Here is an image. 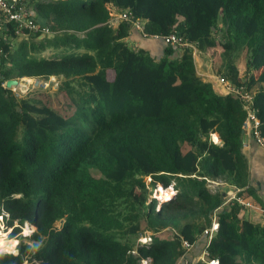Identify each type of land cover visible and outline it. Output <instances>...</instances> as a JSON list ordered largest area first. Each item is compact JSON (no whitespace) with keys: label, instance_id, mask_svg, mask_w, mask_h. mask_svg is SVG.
Here are the masks:
<instances>
[{"label":"trees","instance_id":"obj_1","mask_svg":"<svg viewBox=\"0 0 264 264\" xmlns=\"http://www.w3.org/2000/svg\"><path fill=\"white\" fill-rule=\"evenodd\" d=\"M31 1L52 34L30 50L0 43L9 53L0 63V216L12 235L32 228L27 222L36 230L0 264H176L188 253L183 242L206 239L215 215L209 257L264 264V224L207 186L221 179L241 188L242 201L258 200L241 151L246 110L201 78L192 48L149 36L177 33L200 51L221 46L217 73L251 91L264 137V0ZM109 4L144 19L147 35L129 21L114 27ZM237 38L250 53L246 77L232 60ZM47 49L49 57L32 54ZM51 76L64 79L72 103L64 114L2 85ZM159 184L175 194L148 203ZM143 220L149 244L135 243Z\"/></svg>","mask_w":264,"mask_h":264},{"label":"built area","instance_id":"obj_2","mask_svg":"<svg viewBox=\"0 0 264 264\" xmlns=\"http://www.w3.org/2000/svg\"><path fill=\"white\" fill-rule=\"evenodd\" d=\"M30 0H0V43L7 44L11 47V40L17 38L18 36L22 38H28L31 36L43 38L52 34V30L48 24L41 23L36 19V13L34 12V8L32 4H29ZM113 7V6H112ZM111 18L110 22L114 27H117L122 21H129L131 25L145 36L147 33L145 32V20L141 18L134 17L131 13L122 11L117 14H113L111 12V8L109 6ZM151 38L162 39L168 44H175L180 47H190L195 49V44L187 41L182 36H179L177 33H170L167 35H157L151 34L149 35ZM0 44V63L3 58H7L9 53L5 51V48ZM26 77H20L18 79L23 80ZM220 81L225 86L226 90L224 95L233 94L238 97L242 103L244 110L247 112L246 120L244 123V128H246L251 134L252 138L264 148V137L260 131V119L258 118L256 112L257 108L254 104L253 94L249 89L245 86L234 87L228 80L224 77H220ZM2 85L7 87L6 81L2 82ZM9 88V87H7ZM16 88H20L19 86H13L10 89L15 90ZM161 186L160 184L158 185ZM172 191V194H175L176 190L174 185L167 186V189ZM229 198L227 202L237 199L240 202H243L240 197H238L236 191L228 194ZM156 197V196H155ZM158 198V197H156ZM160 200V198H158ZM161 203V202H160ZM7 216V215H6ZM3 219V216H0ZM5 222V220H4ZM219 228V222L217 220L216 215L213 217L211 226L205 229L204 235L206 236V244L204 250L202 251L197 262H204L206 264H212V261H218V258H210L209 252L207 250V246L209 245L212 237L217 233ZM154 232L150 231L145 235H142L138 238V242L142 244H149L152 241ZM184 247L187 252H189L194 244L184 241ZM150 259H144L143 264L147 263ZM189 260L185 259V264H190Z\"/></svg>","mask_w":264,"mask_h":264},{"label":"rangeland","instance_id":"obj_3","mask_svg":"<svg viewBox=\"0 0 264 264\" xmlns=\"http://www.w3.org/2000/svg\"><path fill=\"white\" fill-rule=\"evenodd\" d=\"M31 3H32V1L30 0L29 4H31ZM110 8H111V12L113 14H117L119 12H122V10H120L119 8L112 7V6H110ZM223 35H226V29L223 32ZM230 35L233 36L232 31L230 32ZM48 37H51V36H48ZM40 39H42V38L35 37V36H31V37H28V38H22V37L18 36L17 38H14V39L11 40V51L14 52L16 50H19V48H22V42L23 41L27 44V50H30L29 49L30 44L32 42H35L37 44V43H39ZM237 40L238 41H237L235 50L233 52L232 60H233V63L236 66H240L241 76H243V77L245 76L246 77V75H245V73H246V62H247V59L250 56V53H249V50L247 49L244 41L241 38H237ZM192 50H193V54L195 53L196 56H198V54L201 55V53L199 52L197 47L195 49H192ZM221 50H222L221 46L218 45L214 49H210L209 52L205 53L206 54V60H208L207 62L209 63V66H217V67L221 66V59L219 57L220 56L219 54H220ZM52 53L53 52H52L51 49H47V50L41 51L39 53L38 52H32V54L35 55L36 57H49L50 55H52ZM54 54L56 55L58 53L55 52ZM6 64H7V66L11 65L10 62H7ZM32 80L33 81L29 84V86H28V88L26 90H21L20 88H16L15 90L12 89L14 94H15V96H17L18 98H22V97H31V96H33L35 94L41 95L43 97H46L48 99V102H50V104L52 105V107L56 111H58L59 113L64 114V113L69 111V108L71 107L72 103H71L70 98L66 94L65 90L62 89L63 80H64L62 77L51 76V77H49L47 79L33 77ZM73 85L76 86L77 84H73ZM211 138L213 140V136L212 135H211ZM146 180H147V182L150 183L151 178L150 177H146ZM207 186L212 191L220 190V188H216L215 185H213V184H211L209 182H208ZM166 189H167V187H166ZM150 190H151V188H150ZM151 191H153L152 194H151ZM151 191L148 194L149 195L148 203H150L151 197H155L156 196V197L160 198V201L156 199L157 202L164 203L165 201H167L170 198H172V197H169V196H171V195L173 196L174 195V194L170 193V195L165 196L164 195L165 191H163V190H161V193H159L160 192L159 191V186L157 188H153ZM134 192H135L136 195L138 194V190L136 188L134 189ZM159 194H160L161 197L159 196ZM1 219L2 218L0 217V225H2V228H0V234L2 232L5 233L7 239H9V241H13V240L18 241V243L16 245V251L17 252H18L17 246L19 245V243L21 241L31 242L32 243V241L30 240V236L31 235L30 236H24L23 235V231H24V228H25L26 224H24L22 226L21 230L19 232H17L16 235H12L13 228L7 227L5 225L4 220H1ZM14 224H15V226H19L20 225L18 223H14ZM27 224L30 227H34L33 225H31L28 222H27ZM55 224H56V226L59 227V226H61L62 222L59 221V222H56ZM142 225H143V230L136 237V242L135 243H137L138 238H140L142 235H145L148 232H150L149 230L145 229V220H143ZM161 235H165V234H161ZM166 236H169V234H166Z\"/></svg>","mask_w":264,"mask_h":264},{"label":"crops","instance_id":"obj_4","mask_svg":"<svg viewBox=\"0 0 264 264\" xmlns=\"http://www.w3.org/2000/svg\"><path fill=\"white\" fill-rule=\"evenodd\" d=\"M109 6L116 7L115 5L109 4ZM117 8V7H116ZM140 32V31H139ZM154 40H161L155 39ZM162 41V40H161ZM135 44L139 45L142 44L140 41L135 40ZM153 45H157V43H153ZM156 47V46H153ZM154 51V48H152ZM199 50V49H198ZM201 55L194 53V60L196 64L197 73L201 76L204 81L210 82L217 93L224 95L225 93V86L220 81L221 75L217 73L218 67L217 66H209V63L206 60V54L208 51H200ZM209 59V58H208ZM241 72L240 66H237ZM218 135V134H217ZM219 138V137H218ZM219 140V139H218ZM220 141V140H219ZM241 151L245 155L247 160V167H248V185L247 187L251 188L253 193L258 197L256 201L253 197L252 200L249 198L243 201L244 203V216L249 220L264 224V148L260 146L254 138H252L249 131L244 128V134L242 138V146ZM209 183L216 186V188H220L226 193V202L229 198V193L235 192L238 195V192L241 188H237L231 186L229 184L224 183L221 179H213L209 180ZM227 188V191L225 189ZM249 200L251 202H249ZM206 239L205 237L200 240V243L197 245L195 244L193 248L184 256L178 259L176 264H185V259L189 260L191 263L197 262L199 259L202 251L204 250Z\"/></svg>","mask_w":264,"mask_h":264},{"label":"clouds","instance_id":"obj_5","mask_svg":"<svg viewBox=\"0 0 264 264\" xmlns=\"http://www.w3.org/2000/svg\"><path fill=\"white\" fill-rule=\"evenodd\" d=\"M213 141L216 143H219V140L214 136ZM0 228H2V225H0ZM36 229L34 227L29 228L27 225L24 228L23 235L24 236H30ZM18 241H10L7 244L5 243V239L3 238V234H0V255H3L5 252L11 253L13 255L18 254L16 251V244ZM32 247H36L33 245ZM212 264H218V261H212Z\"/></svg>","mask_w":264,"mask_h":264},{"label":"bare ground","instance_id":"obj_6","mask_svg":"<svg viewBox=\"0 0 264 264\" xmlns=\"http://www.w3.org/2000/svg\"><path fill=\"white\" fill-rule=\"evenodd\" d=\"M32 81H33V80H32V78H30V77H26V78H24V79L20 82V85H19L20 89H21V90H26V89L28 88L29 84H30ZM212 136H213V134H212ZM215 137L218 139L217 136H215ZM1 234H3V238L5 239V243L7 244V243L9 242V239H7L5 233L2 232Z\"/></svg>","mask_w":264,"mask_h":264},{"label":"water","instance_id":"obj_7","mask_svg":"<svg viewBox=\"0 0 264 264\" xmlns=\"http://www.w3.org/2000/svg\"><path fill=\"white\" fill-rule=\"evenodd\" d=\"M22 80L18 79V78H9L8 80H6V85L7 87L11 88L13 86H19L20 85V82ZM226 193L224 192L223 195H225Z\"/></svg>","mask_w":264,"mask_h":264}]
</instances>
